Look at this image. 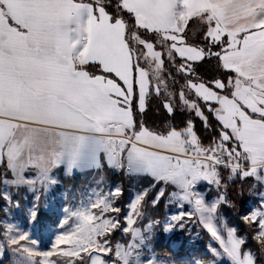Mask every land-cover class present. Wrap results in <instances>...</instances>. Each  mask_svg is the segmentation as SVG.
<instances>
[{
    "label": "snow or ice",
    "instance_id": "1",
    "mask_svg": "<svg viewBox=\"0 0 264 264\" xmlns=\"http://www.w3.org/2000/svg\"><path fill=\"white\" fill-rule=\"evenodd\" d=\"M146 60L156 61L157 68L178 61L185 76L178 91L183 107L162 100L155 108L165 117L163 125L148 119L150 101L161 96V86ZM201 64L204 72L197 71ZM200 88L210 89L215 98L201 95ZM225 97L239 106V115L228 117ZM178 108L191 115L178 121ZM101 153L118 170L151 175L150 188L160 184L152 208L168 185L183 189L190 210L150 221L151 236L157 229L170 234L183 228L185 219H195L220 245L209 248L213 256L256 264L235 229L222 234L215 224V209L228 201L209 204L195 186L200 180L219 184L220 169L241 181L264 171V0L218 5L207 0L199 5L192 0H0V199L5 211L18 210L39 225L41 207H48L41 197L59 183V170L98 165ZM12 188L24 190L25 201L31 193V203L14 200ZM113 193L98 206L99 213H74L77 223L60 231L47 251H40L16 221H0V257L7 248L14 264H57L62 256L71 264L85 257L89 264H123L111 237L135 223L143 197L131 200L125 211L116 207L123 188ZM68 220L62 217L59 228ZM242 220L264 247V200ZM145 264L154 261L148 257ZM190 264L204 260L193 257Z\"/></svg>",
    "mask_w": 264,
    "mask_h": 264
},
{
    "label": "rangeland",
    "instance_id": "2",
    "mask_svg": "<svg viewBox=\"0 0 264 264\" xmlns=\"http://www.w3.org/2000/svg\"><path fill=\"white\" fill-rule=\"evenodd\" d=\"M196 5H199L200 0H194ZM187 54V53H185ZM158 59V54H155ZM148 66L156 65V61L146 60ZM143 72V70H141ZM143 85L146 90L148 79L147 75L142 77ZM199 93L207 98H215V93L210 89L200 88ZM124 171V176L127 181V191L129 194L128 201H120V198L116 201V207L126 211L127 205L131 200H135L137 197H143L142 203L139 208V214L133 216L134 224L128 225L129 230L122 232L118 230V238L112 241L114 245L118 246L119 253L122 254L123 264H145V259L150 257L154 264H171L174 260H165L163 257L157 255L154 251V245L157 241L166 242L173 250L183 248L185 261L176 264H190L193 257H201L204 260V264H232V261L225 255H221L219 258L213 256L209 251V248L220 249L219 243L210 236L205 230L206 238L203 239V233L201 231L198 220L182 221L183 228L177 227L170 234H165L157 229L154 236H151V230L147 227L148 223L154 222L156 219L163 221L169 214L178 211L190 210V205L184 203L182 200L183 189H176L173 185H168L165 191V196L161 198L163 200L162 214L157 213L156 216H152L151 201L155 196L156 191L159 189L160 184H156L154 187H149L153 183V178L147 173H127L123 169H117L116 167L109 166L107 161L102 156L101 167L89 175H78L74 177H60L57 183L50 191L48 196L41 197V203L44 204L45 200L48 202V207H41V222L39 225L33 226L31 222L24 219L22 213L18 210L5 211V202L0 199V205L2 208V215L0 221L6 219L16 221L19 226L28 230L31 233L33 239L38 242V248L40 251L50 250L52 244L55 241V236L62 230L69 231L77 223L74 213L89 210L87 214H91V210L95 209L97 213L100 211V207L106 200L110 201L113 198L112 189L115 187H121L120 178L116 179L112 176V173ZM222 170H219L220 182L208 183L207 181L200 180L196 184V190L204 198V200L211 204L215 201L222 200L224 198L223 186H222ZM4 186L0 184V189ZM12 191L13 199H20L22 204H30L32 201V194L27 193V200L23 199L25 192L21 190L16 192ZM145 191L148 195H144ZM264 200V190L260 189L258 184L252 185L249 190V196L245 203L247 213L258 209L260 201ZM183 204L182 209L178 207V204ZM222 202L218 204V207L214 212L215 224L219 226L222 234H225L227 230L234 229V226L227 223L226 217L223 215L220 208ZM67 209V213L63 211ZM244 214V215H246ZM67 215L69 217L68 222L64 229L59 228V221L62 217ZM243 215V216H244ZM242 216V217H243ZM89 223H92L89 221ZM237 235V234H236ZM151 236V237H150ZM238 236V235H237ZM241 237V236H239ZM243 238V237H242ZM97 248L102 247L100 241L96 240L93 236ZM244 239V238H243ZM250 252L255 258L254 253L249 249H245ZM126 257V259H125ZM16 257L7 248L4 251V255L0 257V264H14ZM85 264H89L88 257L82 259ZM81 261V260H80ZM79 262V261H78ZM57 264H71V260L67 256H62L57 261ZM258 264V263H256Z\"/></svg>",
    "mask_w": 264,
    "mask_h": 264
},
{
    "label": "trees",
    "instance_id": "3",
    "mask_svg": "<svg viewBox=\"0 0 264 264\" xmlns=\"http://www.w3.org/2000/svg\"><path fill=\"white\" fill-rule=\"evenodd\" d=\"M177 66H173V65ZM178 61L167 60L165 61L163 68H157L156 65L148 66L149 72H151L154 76L155 82L160 84L161 86V96L159 98L154 97L152 101H150V109L148 112V119L152 122H158L161 125L164 123V115L159 114L155 111L156 106H159L162 100H169L170 102L176 103L178 107H183L180 105L178 91L181 85L185 81V76L183 72L178 70ZM198 72H204L205 67L203 64L197 67ZM191 115V113L187 111H181L179 108L176 112V117L178 121H182L187 116ZM205 140V145L207 144V135L203 136ZM222 170V186L224 194V198L228 202H222L220 208L222 210L223 215L226 217L227 223L229 225L234 226L236 230V234L244 238L243 248L249 249L254 253L255 261L258 264H264V247H262L258 242L254 239L253 230L247 226L242 220V216L247 213L246 201L249 196V190L253 185V179L247 177L243 181L239 179L238 176L229 177V173L225 169ZM112 176L116 179L120 178L121 187L123 188V194L120 197V201H128L129 194L127 191V181L124 176V171H118L112 173ZM227 185L226 189L224 185ZM242 191V195L239 193ZM163 200L155 207L153 211H151L152 216H156L157 213L162 214ZM2 215V208L0 205V216ZM203 236L202 238H206L205 230L201 229ZM118 238V230L112 234L111 240L114 241ZM154 251L158 256L163 257L165 260H174L177 263H182L186 260L184 257V250L180 248L178 250H173L168 243H164L162 241H157L154 245ZM78 264H85L84 260L78 262Z\"/></svg>",
    "mask_w": 264,
    "mask_h": 264
},
{
    "label": "crops",
    "instance_id": "4",
    "mask_svg": "<svg viewBox=\"0 0 264 264\" xmlns=\"http://www.w3.org/2000/svg\"><path fill=\"white\" fill-rule=\"evenodd\" d=\"M201 2V0L199 1ZM223 0H207V3L209 5H218L220 3H222ZM192 3L194 4L195 1L192 0ZM228 66H234V65H228ZM129 79H130V72H129ZM237 94L241 95V98H243V92L238 89L237 90ZM222 103L223 106L226 110V113L228 115L229 118H231L232 115H239V106L232 100H228L226 97L222 98ZM233 127L235 126V121H232ZM254 151H258V149L254 146L253 147ZM102 156L103 153L100 154V159H99V163L98 165L92 166V167H87L84 170H78L77 168H68L65 167L64 169L61 168L58 172V178H62V177H74L76 178V176L78 175H89L92 174L93 172L97 171L100 167H101V162H102ZM249 178L253 179V185H256V183L258 184L260 189L264 190V171H262L261 173H259L256 176H250ZM14 189V188H12Z\"/></svg>",
    "mask_w": 264,
    "mask_h": 264
},
{
    "label": "built area",
    "instance_id": "5",
    "mask_svg": "<svg viewBox=\"0 0 264 264\" xmlns=\"http://www.w3.org/2000/svg\"><path fill=\"white\" fill-rule=\"evenodd\" d=\"M201 160H203V156H201Z\"/></svg>",
    "mask_w": 264,
    "mask_h": 264
}]
</instances>
